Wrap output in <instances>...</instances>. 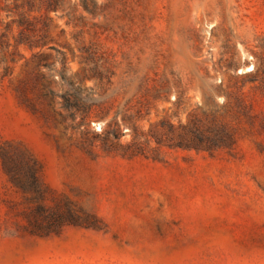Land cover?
Returning a JSON list of instances; mask_svg holds the SVG:
<instances>
[{"label":"rangeland","instance_id":"1","mask_svg":"<svg viewBox=\"0 0 264 264\" xmlns=\"http://www.w3.org/2000/svg\"><path fill=\"white\" fill-rule=\"evenodd\" d=\"M22 2L0 0V145L43 194L0 155V264H264V0ZM215 121L230 144H175Z\"/></svg>","mask_w":264,"mask_h":264},{"label":"trees","instance_id":"2","mask_svg":"<svg viewBox=\"0 0 264 264\" xmlns=\"http://www.w3.org/2000/svg\"><path fill=\"white\" fill-rule=\"evenodd\" d=\"M83 1L85 7L92 11L86 0ZM32 2H35V0H23V2L17 6L24 8L26 4L30 5ZM60 2L61 0H42L41 6H44L43 8L45 10L43 14L47 19L51 20L50 12L58 10ZM33 10V7H30L28 12L31 14ZM26 20L29 21L30 18ZM27 29L28 27L21 24L20 34L22 36L28 34ZM23 42H26L29 45H34L36 41H33V39L27 35L26 37H23ZM50 48H54V46L50 45ZM212 125L213 126L209 127L207 130H201L198 128V132H183L181 130H177L176 133L178 135L176 134L175 144L179 146L209 150L222 147L228 143L230 144L234 138L233 133L230 130H227V128L219 127L216 121L212 123ZM0 155L2 157L4 168L14 185L27 193H38L39 195L43 194V183H41L39 175L38 161L31 154H27L25 150L23 151L12 142H6L0 145Z\"/></svg>","mask_w":264,"mask_h":264}]
</instances>
